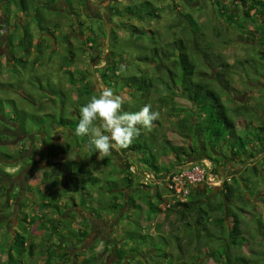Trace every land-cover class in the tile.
I'll use <instances>...</instances> for the list:
<instances>
[{"label": "rangeland", "instance_id": "obj_1", "mask_svg": "<svg viewBox=\"0 0 264 264\" xmlns=\"http://www.w3.org/2000/svg\"><path fill=\"white\" fill-rule=\"evenodd\" d=\"M39 1L41 0H29L32 9L35 4L40 5V8L37 12L30 10L31 15H25L17 10L13 1L9 2L12 12L8 14L5 6L1 8L5 0H0V24L5 25L2 12L6 14V22L8 21L9 24V28L5 26L0 29V100L2 101L0 105H3L0 110L3 109L5 113L11 114L13 112L11 109L15 106L20 113L29 112L35 118L42 117L41 128L36 131L31 130L32 132L26 136L15 129L16 124L13 122L4 120L3 125H0V130L2 129L0 137L4 139L0 144H6L7 147L4 149L10 154L14 153L15 156L22 152L20 158L23 159L21 162L18 159L16 161L6 159V163L0 166L4 172H7L6 175L0 174V204L2 205L5 200L4 192L12 199L8 207L5 204L1 207L0 246L11 243L15 229L21 222L22 213H25L26 220L22 225L28 229V238L33 250L32 257L27 259L28 264H46L44 249L47 246L53 249V258L47 264H74L87 257L91 258L92 264H215L205 248L198 252L192 245H182L183 250L179 253L175 242L171 241L166 247L162 246L161 250H154L151 243L142 244L140 240L132 239L133 229L136 231L141 227L143 233L150 234L151 242L156 243L160 241L161 236L168 237L173 226H178L174 217L170 218L171 221H166L163 212L148 217L149 209L146 201L152 199L157 203L154 198L156 191H159L164 198L168 197L169 193L163 184V179L158 183L155 179L142 184V171L154 173L144 165L139 170L133 153L122 155L123 150L114 147L108 157L103 160L98 159L96 150L90 151L85 145L83 147V144V148L75 144L73 131L52 125L54 120L60 118L59 109L63 110L64 116L68 119L78 118L80 108L91 97L79 98L77 91H86L89 87H91V96L99 95L101 89L111 88L114 94L121 97L123 104L142 103V99L138 98L140 93L133 87L122 85L120 81L116 83V77L112 73H109L114 77L112 80L100 81L102 71L98 69L105 66L107 61L114 57L113 55L116 57V68H120L121 77L144 71L149 75L153 73L150 67L136 61L138 54L133 48L128 49L126 45L129 50L126 53L128 55H123L121 59V48H112L109 45L114 42L109 38L110 27H116L122 19L116 15L113 22L109 23V6L114 0H54L53 4L58 8L56 10L53 7L54 11L45 5L42 6ZM150 1H155L161 8V15L153 20L143 19L133 22L137 26L144 25L147 30H158L160 34L166 32L169 25L179 20L175 15V9L171 11L173 3L178 5L177 10L190 11L181 0ZM126 2L127 0H122L116 4V7L123 10ZM237 2L238 0H225L231 13L240 14L239 18H235L234 24L218 14V9L211 0H196L190 5L195 8L191 13L197 18V25L205 32L213 50L220 52L228 62L237 61L231 66L234 70L240 69L233 74L231 85L234 91L227 96L223 94L222 97L230 108L238 107L241 111L239 115H231L240 128L248 117L244 115V108H254L252 113L254 123L264 121V59L261 60L264 46L260 44V29L257 22L255 25L252 23L256 17L248 18L242 23L244 17L241 15V10H245L246 6L241 7ZM112 11H115V7ZM252 13L253 11H250L249 14ZM255 27L258 28L257 32L252 33ZM8 29H10L9 33ZM46 29L54 34H48ZM65 32L70 37L69 43L71 42L74 61L70 60L69 44L63 41ZM117 35L123 36V32L118 30ZM169 35L168 39L171 37L170 33ZM86 37L91 38L92 43L88 42L89 39H85ZM30 39H32V47H29L30 54H27L25 49ZM118 40L121 42L119 44L123 42L126 44L127 38L120 37ZM247 74L251 76L248 78ZM255 74L263 76L256 75L255 82L252 78V76L255 78ZM257 84H261V87ZM158 86L160 92L164 93L162 84L158 83ZM65 94L66 96L62 97ZM80 94L84 95V93ZM157 96L150 90L146 99V104L152 106V111L159 113L157 121H160L161 136L157 138L160 140L162 135H166L174 143L182 144L185 138L179 132L180 119L184 109L191 107L190 103L181 96H175L172 106L181 109L170 111L166 110L171 106L168 103L170 106L166 107L167 99L156 101ZM132 97L135 99L132 100ZM9 100L14 104L12 105ZM76 109L78 114L75 112ZM122 110L123 108L121 113ZM45 112L49 113L44 114ZM15 113L20 115L17 111ZM30 114L25 119L26 127H31L28 126L32 121ZM97 124H102V121H97ZM40 131H49L48 133L53 134V137L49 140L47 135ZM248 141L251 153H245V157L240 160H235L232 156L221 159L220 154L214 152L211 154L217 162L216 168L221 176L219 178L224 181L225 178L232 176L233 179L235 176L236 182L232 181V185H239L244 198L251 202L245 206V224L242 227L244 236L251 235L255 240L251 244H245L240 251L246 254L247 259L254 260L255 256L247 255L250 248L261 250L264 254V146H258L251 136ZM14 143L18 145L14 147ZM54 144L68 148L66 149L68 152H62L58 157L51 154L50 148ZM61 146L57 147L56 151H59ZM220 149L229 156L230 151L226 143H222ZM28 156L30 157L27 158ZM207 157L209 156L200 153L193 156L188 164L198 163L210 171L213 164H210L211 160ZM32 161H35L33 165L24 166V162ZM156 161L159 166L168 168L172 156H159ZM53 162H61L62 165L51 166ZM81 163H88L92 173L100 178V181L93 186L86 184L84 192L88 190L90 193L85 195V205L80 199L81 180L84 176L80 170ZM128 163L135 168L136 173L131 174L128 170L133 181L122 197L118 194L122 186L118 183L117 189L108 190L104 179L106 177L121 180L125 165ZM253 164L258 170L255 175L252 173ZM210 175L211 178L208 177L202 182L205 185L204 189L208 188L207 190L210 191L209 188L213 187V192L222 194L221 189L218 188L220 184L212 179L216 176L212 173ZM139 183L142 186H138ZM245 183L252 188V192L244 187ZM128 195L132 196L138 207L130 206L127 201ZM115 196L118 197V202L124 204L118 213L110 207L115 202L113 198ZM3 213L5 215H1ZM50 220L53 223H50ZM135 222L140 224L138 228ZM171 223L175 225L172 226ZM80 230H86L88 233V236L82 240H78ZM127 233L129 237L126 236ZM175 234L182 236L183 231L178 230ZM259 244L262 246L260 247ZM156 246L159 247L158 244ZM3 250L0 249L1 262L6 260ZM63 252L68 255H63ZM164 252L169 255L168 258H165ZM260 264H264V261Z\"/></svg>", "mask_w": 264, "mask_h": 264}, {"label": "trees", "instance_id": "obj_2", "mask_svg": "<svg viewBox=\"0 0 264 264\" xmlns=\"http://www.w3.org/2000/svg\"><path fill=\"white\" fill-rule=\"evenodd\" d=\"M11 1H13L17 10L25 15H31L29 13L30 10L37 12L40 8V5L35 4L32 9L29 4V0H5L4 4H1V8L3 9L5 6L8 14L9 12H12L9 3ZM115 1L117 0H114L109 6V23L113 22L112 20L116 17V15L122 19L118 24H116V27H110L109 38H112L114 42H111L109 45H111L112 48H121V59L124 57L123 55H128L126 54L129 51L128 49L133 48L138 54L136 61L147 65L153 70V73L150 75L147 71H144L139 74L132 73L121 77L120 68H116L117 60L115 59V55L110 58L109 62L107 61L105 66L98 69L99 71H102L100 75L101 82H103L104 79L112 80L114 77L109 74L112 73L116 77V83L120 81L122 85L133 87L135 91L140 93L138 98L142 99V103H124L122 105V112L139 111L144 104L147 103L146 99L150 94V90L153 91L154 94L158 95L157 98H155L156 101L167 99L166 102H168L166 107L169 105L168 103H170L171 106L169 105L170 107H167L166 110L180 111L181 108L172 106L174 104L173 98L175 96H181L186 99L191 106L190 108L184 109L183 116L180 119L179 132L185 138L182 144L174 143L166 137V135H162L159 140L157 137L161 136V126L160 121L158 122L156 119L153 121L151 131L142 128L141 134L133 140L131 146L122 149V155L133 153L136 156V164L138 166L142 167L144 165L149 167L153 173L161 177L167 174V172H169L175 165L186 164L193 156L204 153V155L206 154V156H209L207 158L211 160L210 164H213L211 173L216 177H221L219 176V170L216 168L217 162L215 161V157L212 158V152L220 154L221 159L232 156L235 160H240L245 157V153H251V150L248 147V140L250 136L251 139L258 144V146H264V121L260 119L261 121L258 123L253 122L254 115H252V113L254 108H244V115L248 117L245 118L244 125L239 128L236 120L231 115H239L241 111H239L238 107L230 108L225 102V99L222 97L223 94L227 96L234 91V88L231 85L233 74L240 69H232L231 66L237 61L228 62L224 59L220 52H215L211 42L207 39L205 32L200 30V26L197 25V18L194 17L193 13H191V11L193 12L195 8L190 4L196 0H181V2L190 10L187 12L177 10L178 5L175 3L171 5V11L175 9V15L179 20L178 22L169 25L167 31L163 34H160L158 30L155 29L147 30L144 28V25L137 26L133 22V20L142 21L143 19L153 20L158 18L161 15V8L157 6L155 1L127 0L123 10L116 7V4L122 0H118L116 3ZM211 1L217 7L218 14L229 19L233 24L236 22L235 18H239V12L231 13L228 5L225 4V0ZM39 2L42 6L45 5L52 11H54L53 7L58 10V8H56L53 4L54 0H41ZM237 3L241 7L243 5L246 6L245 10H241V15L244 17V22L242 23H245L248 18H253L254 16L256 17V20L254 19L252 23L255 25L257 22L260 29V44L264 46V1L238 0ZM112 7H115L114 12L112 11ZM250 11H253V13L249 14ZM2 14L4 16L5 25L0 24V29L5 28V26L9 28L8 21L6 22V14L4 12H2ZM73 14H75L74 11ZM249 21L251 20L249 19ZM174 29L177 30L175 31ZM257 29L258 28L255 27V29L251 32H257ZM46 30L48 34H54L53 32H50V30ZM118 30L123 32V36L117 35ZM9 31L10 29H8V33ZM72 31L74 30L72 29ZM169 33L171 34L170 39L167 37ZM120 37L127 38V41L125 42L126 44H124V42L119 44L121 43L118 40ZM69 38V34L65 32L63 35V41L67 42L70 47L71 42L69 43ZM87 38L88 37L85 39ZM25 39L27 41V37ZM88 39L89 40L87 41L91 42V38ZM29 41L30 43L27 44L28 47L25 49L27 54H30V48L32 47V39ZM126 45L128 46V49L125 47ZM71 50L72 49L70 47V60L74 61V54ZM262 59H264V49L261 51V60ZM249 63L252 64L250 61ZM85 72L89 73L86 70ZM93 73H95V71ZM247 75L248 78L251 76L250 74ZM256 75L263 76L262 74H255V78L252 76L255 82L257 81ZM158 83L162 84L163 87L161 88H163L166 93L160 92ZM257 85L261 87V84ZM88 86H90V84ZM90 89L91 87L88 89L86 88V91H77L79 98L85 96V98L88 99V97H92ZM80 93H84V95ZM65 96L66 94L62 97ZM133 97L132 100L135 99ZM9 101L11 104L13 103L12 100ZM1 102L2 101L0 100V104ZM72 105L75 107V103ZM2 106L3 105H0V108H2ZM13 108L11 109V111H13L11 114L5 113L3 109L0 110L1 126L3 125L4 120L13 122L16 124L15 129L20 130L25 136L29 132H32L31 130L35 129L36 131L41 128L42 125L40 122L42 117L35 118V116L31 115L29 112L20 113L19 109L15 106H13ZM151 110H153L152 107ZM16 111L19 112L20 115H17V113H15ZM75 112L78 114L77 109ZM47 113L49 112H45L44 114ZM28 114H30V119L32 120L31 124L28 126L31 127H26L27 125L25 119ZM64 115L65 113H63V110L59 109L60 118L58 120H54L52 125L73 131L75 144L80 145L81 148L85 145L90 151L95 150L94 145L90 142V137L87 135H75V127L79 122L78 118L80 115H78L77 119L73 118V120L66 118ZM28 123L30 122L28 121ZM1 132L2 129L0 130V135ZM48 132L45 131L43 133H45L49 140H51L53 134ZM51 133H53V131ZM2 140L4 139H1L0 137V141ZM17 143H14L13 146L15 147L18 145ZM222 143H226L227 149L230 151L228 154L229 156L222 152L221 149L223 148L220 149ZM60 146L61 145L54 144V146L50 148L51 154L58 157L62 152H68V150L66 151L68 148L63 146H61L59 151H56L57 147ZM6 147V144H0V166L6 161V159L12 161H16L18 159L20 162L23 160L20 158L22 152H19L17 156H15L14 153L10 154L7 149H4ZM154 147H156V150H154ZM17 149L18 148H16V150ZM168 155L172 156L170 166L168 168L159 166L156 158ZM32 163H35V161H32L31 163L24 162V166L31 165ZM55 164L59 166L62 165L61 162H53L51 163V166ZM81 165L80 170H82L84 176L81 180L80 189L82 190V193L80 199L81 201L83 200L84 204L85 195L90 193L88 190L84 192L86 184H91V186H93L100 181V178L96 177L92 173V170L88 167V163H81ZM129 167V163L125 165V170L123 171L124 175H122L121 180L105 177L104 181L108 190L111 189L112 191L114 188L117 189L120 184L122 188H120L121 190L118 194L122 197L125 196L126 190L124 188H129L133 181V177L128 172ZM251 167L254 175L258 173L254 164ZM5 173L7 172H4V169L0 167V174ZM247 180L248 178L246 181ZM232 181L236 182L235 176H233V179L232 176L229 177V181L224 180L220 183L218 188L221 189L222 194L213 192V187L209 188L210 191L207 190L208 188L204 189L199 186L201 184L200 183L196 189L193 188L191 190L186 202H177L171 207L165 209H161L160 204L165 202L167 199L164 198L159 191H156L154 193V198H156L157 203L152 201V199H148L146 201V206L149 209L148 217L151 218L163 212L164 219L166 221H171L170 218L174 217L178 226H173L175 224H172L174 223L172 222V232L169 233L168 237L161 236L160 241L153 243L150 240V234L143 233V229L141 227L138 228V225L140 224L135 222L138 230L135 231V229H133L131 232L132 239L140 240L142 244L151 243L154 250H161L162 246L166 247L171 241L175 242L179 253L183 250L182 245H192L198 252L205 248L208 256L214 260L215 264H260V262L264 261V254H262L261 250L250 248L247 255L249 254L255 256L254 260L247 259L246 254H243L240 251L245 244H251L255 240V237H252L251 235H247L248 237L244 236L245 232L242 227L243 224H245L244 220L246 211L244 209L245 206L251 202L244 198L239 185H232ZM243 185L246 189H248V191L252 192V188L248 186V183ZM138 186H142V184L139 183ZM99 190L101 191V189ZM7 194L8 193L4 192L5 200L2 205L0 204V211L4 204L8 207L9 202L12 200L10 195ZM113 198L115 202H113V205L110 207L113 208L115 213H117L124 206V204L123 202L117 201L118 197L115 196ZM123 199L125 200V198ZM127 201L130 203L131 207H138V205H135V200L131 195L127 197ZM4 213L1 215H5ZM22 214L21 222L18 223L17 229H15L14 236L11 238V243L8 242L4 244L5 246H0V249H4L3 251H5L6 254V260L3 262L0 261V264H28L27 259L33 255V250L30 246L28 238V229L22 225V222H25L26 220V214ZM51 222L53 223V221L50 220V223ZM53 226L55 225L53 224ZM178 230L183 231L182 236L175 234ZM87 236L88 233L86 230H80L78 240H82ZM126 236L129 237V234L127 233ZM156 244H158L159 247H157ZM259 246L261 247L262 244H259ZM44 250L46 251L45 261L47 264L48 261L53 258V249L50 246H47ZM61 250L63 251V248ZM63 255L68 254L63 252ZM164 256L165 258L169 257L166 252H164ZM74 264H92V260L87 257L83 258L79 263Z\"/></svg>", "mask_w": 264, "mask_h": 264}, {"label": "clouds", "instance_id": "obj_3", "mask_svg": "<svg viewBox=\"0 0 264 264\" xmlns=\"http://www.w3.org/2000/svg\"><path fill=\"white\" fill-rule=\"evenodd\" d=\"M123 101L111 88L101 89L80 108V119L75 128L76 136H89L98 159H105L114 147L125 149L141 134V129L151 131L159 113L144 105L137 112L121 113ZM97 121H102L98 125Z\"/></svg>", "mask_w": 264, "mask_h": 264}, {"label": "built area", "instance_id": "obj_4", "mask_svg": "<svg viewBox=\"0 0 264 264\" xmlns=\"http://www.w3.org/2000/svg\"><path fill=\"white\" fill-rule=\"evenodd\" d=\"M140 168L139 166L138 169L141 170ZM129 172L134 174L136 170L133 166H130ZM142 173V184L154 181L155 179L158 183L163 179V184L169 194L167 200L161 204L162 209L169 208L177 202H186L191 190L196 185L202 183L206 178L208 179V177L211 178V170L208 171L205 167L198 165V163L175 165L167 174L161 177L157 176L155 173L154 175L146 171H142ZM212 179L216 180L215 183L219 184L223 181V179L219 177H214ZM224 180L229 181V177Z\"/></svg>", "mask_w": 264, "mask_h": 264}, {"label": "crops", "instance_id": "obj_5", "mask_svg": "<svg viewBox=\"0 0 264 264\" xmlns=\"http://www.w3.org/2000/svg\"><path fill=\"white\" fill-rule=\"evenodd\" d=\"M197 186H198V185H196V186L194 187V189H196ZM199 186L202 187V188L205 187L204 183H201ZM124 189L127 190V188H124Z\"/></svg>", "mask_w": 264, "mask_h": 264}, {"label": "flooded vegetation", "instance_id": "obj_6", "mask_svg": "<svg viewBox=\"0 0 264 264\" xmlns=\"http://www.w3.org/2000/svg\"><path fill=\"white\" fill-rule=\"evenodd\" d=\"M57 145H59V144H57ZM29 157H30V156H28L27 158H29ZM33 164H34V163H33ZM33 164H32V165H33ZM27 166H28V165H27ZM18 167L20 168L21 166H18ZM129 196H130V195H128L127 197H129ZM123 207H124V206H123ZM117 213H118V212H117Z\"/></svg>", "mask_w": 264, "mask_h": 264}]
</instances>
